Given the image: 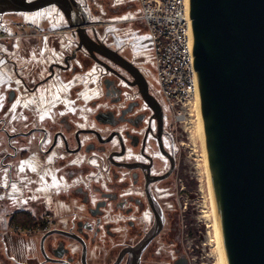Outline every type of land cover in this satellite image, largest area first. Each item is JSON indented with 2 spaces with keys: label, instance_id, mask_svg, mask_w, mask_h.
Returning <instances> with one entry per match:
<instances>
[{
  "label": "flooded vegetation",
  "instance_id": "obj_1",
  "mask_svg": "<svg viewBox=\"0 0 264 264\" xmlns=\"http://www.w3.org/2000/svg\"><path fill=\"white\" fill-rule=\"evenodd\" d=\"M93 2L72 1L83 27L56 4L0 5L1 22L49 8L66 20L13 31L0 48V264H200L201 225L183 196L187 122Z\"/></svg>",
  "mask_w": 264,
  "mask_h": 264
},
{
  "label": "water",
  "instance_id": "obj_2",
  "mask_svg": "<svg viewBox=\"0 0 264 264\" xmlns=\"http://www.w3.org/2000/svg\"><path fill=\"white\" fill-rule=\"evenodd\" d=\"M74 0H0L31 12ZM86 17L85 12L83 11ZM191 53L225 264H264V0H190Z\"/></svg>",
  "mask_w": 264,
  "mask_h": 264
},
{
  "label": "rangeland",
  "instance_id": "obj_3",
  "mask_svg": "<svg viewBox=\"0 0 264 264\" xmlns=\"http://www.w3.org/2000/svg\"><path fill=\"white\" fill-rule=\"evenodd\" d=\"M92 6V10L97 11L94 17L98 21L104 23L103 27L110 29V32L116 36L118 43L133 42L140 46L145 52L150 61V65L153 68L155 67L153 80L157 85L158 77L155 64V47L150 39L145 22L140 18L142 6L139 3V0H94ZM49 11L52 12V8L46 9L36 15L21 13L8 15V17H5L2 22L0 21V25H10L14 31H16V29L19 30V26L31 27L38 24L42 27H54L64 24L66 25V20L62 18V16L51 15ZM29 27L27 30H22L29 32L33 31ZM7 39L8 38H0V48L6 43L13 46L12 41L8 42ZM7 70V67H2V69H0V85L4 83L5 79H7V75H5ZM16 83L17 81L15 84ZM0 94L1 116V108L6 96L2 95V92H0ZM185 124L188 127V136L186 137L188 173L193 182L192 187H186L183 196L185 201L193 207L192 215L196 218L197 225H201L200 240L203 256L199 258L201 262L200 264H224L219 241L220 237L216 225L215 208L210 187L207 161L197 117H194ZM3 141L4 134L0 131V149L3 147ZM0 171H2L1 167ZM2 175L3 173L1 172L0 180H2Z\"/></svg>",
  "mask_w": 264,
  "mask_h": 264
},
{
  "label": "built area",
  "instance_id": "obj_4",
  "mask_svg": "<svg viewBox=\"0 0 264 264\" xmlns=\"http://www.w3.org/2000/svg\"><path fill=\"white\" fill-rule=\"evenodd\" d=\"M139 3L140 18L155 47L156 73L165 103L177 117L188 122L196 117L199 97L197 69L190 49V0H139ZM28 27L19 26L14 31L10 25H0V38H9L13 31L29 32L22 30ZM29 28L37 31L39 26Z\"/></svg>",
  "mask_w": 264,
  "mask_h": 264
},
{
  "label": "bare ground",
  "instance_id": "obj_5",
  "mask_svg": "<svg viewBox=\"0 0 264 264\" xmlns=\"http://www.w3.org/2000/svg\"><path fill=\"white\" fill-rule=\"evenodd\" d=\"M196 104H197L196 105V117H197V120H198V126H199V129H200V134H201V138H202L203 146H204L205 158H206V161H207V168H208V175H209V180H210V187H211V191H212L213 204H214V208H215L216 225H217V230H218L219 237H220V240L219 241H220V245H221V249H222V255H223V247H222V241H221V225H220L218 210H217V207H216V203H215V199H214V195H213V190H212L211 179H210V172H209V165H208V157H207V152H206V148H205V144H204L203 128H202V122H201V114H200V106H199V97L197 99ZM223 263H224V258H223Z\"/></svg>",
  "mask_w": 264,
  "mask_h": 264
}]
</instances>
